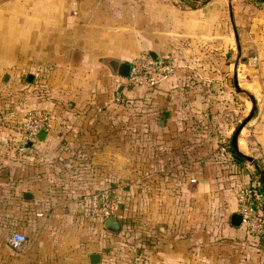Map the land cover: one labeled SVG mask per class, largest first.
I'll return each instance as SVG.
<instances>
[{"label":"crops","instance_id":"1","mask_svg":"<svg viewBox=\"0 0 264 264\" xmlns=\"http://www.w3.org/2000/svg\"><path fill=\"white\" fill-rule=\"evenodd\" d=\"M261 27L264 3L242 0H0V86L9 93L0 101V140L15 135L12 126L26 110L44 109L51 115L46 135L38 138L45 152L90 153L100 161V170L80 174V186L67 191L45 157L24 160L0 146V264H80L92 253L114 262L115 253L122 256L117 249L128 240L122 226L112 233L99 220L88 223L78 199L83 190L107 185L115 186L118 201L130 198L123 174L113 182L110 140L114 131L130 136L132 125L141 153L149 152L148 142L155 156L169 161L137 176L136 252L123 253L153 264H264V237L231 224L238 214L233 183L249 182L255 168L224 171L210 158L217 139L229 138L239 121L236 77L245 68L240 61L257 53L253 34ZM146 54L174 65L153 92L128 86L106 64ZM256 118L241 129L237 144L242 150L252 140L264 169V118ZM206 124L218 133L202 129ZM194 151L203 155L201 166L189 164ZM118 213L125 215L120 206ZM98 228L107 235L94 237ZM12 230L28 236L18 249L7 243Z\"/></svg>","mask_w":264,"mask_h":264},{"label":"rangeland","instance_id":"2","mask_svg":"<svg viewBox=\"0 0 264 264\" xmlns=\"http://www.w3.org/2000/svg\"><path fill=\"white\" fill-rule=\"evenodd\" d=\"M242 1H244V3H247V4L250 3V0H242ZM253 35L255 39L260 43L259 45H257L258 47L257 53H254L252 55L250 54V52L248 53V55H251L248 60L249 62L240 61L242 67H243V63H245V68L243 71H241L240 75H237L236 77L237 82L240 83L241 90L240 92L236 90L234 91L235 92L234 93L235 94L234 105L235 107L240 108L239 114L237 115V118H239V121L237 125H235L236 126L235 129L239 126L241 122L245 120V118H247V116H249V113L253 109V106H255V109L252 113V117L250 118L248 122H246L244 127L247 126L248 124H251L252 121H255L256 117H257L256 120L258 121L261 117L264 118V29L261 27ZM227 61H232V60L229 59ZM228 78H230L232 82V75H229ZM141 93L142 92L136 93L135 94L136 97L134 98L139 97L140 96L139 94ZM8 94H7V90L6 89L4 90L0 86V101H4ZM251 99L254 100V104H252ZM226 111L227 110H225V112ZM228 112L230 113L232 112V110L230 109L227 111V113ZM111 113H114L117 115L119 114V112H116L114 110ZM214 114L215 116L219 115L218 109H216V112H214L213 115ZM129 115H136V113H133L132 111H130ZM226 116L227 114L225 115V117ZM207 128H209L210 130H214L216 131V133H218V128L216 126L211 125V127H209L206 124V128H202V129L206 130ZM128 131L130 132L129 133L130 136H127V138H124V137L121 138L119 131H116V132L114 131V133L112 134V138L110 140V143H112V149L114 150V153L111 158V162H113L114 164V166H112L113 180H114L113 182L116 185L117 182L115 178L116 177L118 178L119 175L123 174V176H125L128 180V183H124V186H127V187L130 186L132 188L131 189L132 193L130 194V198L127 200L124 199V201H119L117 204L118 206L122 208V210L123 209L125 210L124 211L125 215H121L120 219L122 220V223H123L122 230H124V233H126L125 235L128 234V238H127L128 240L124 246L119 245L118 248L120 249H117L118 251L121 250L120 252L122 256H124V258L126 257V255L129 257L127 253L126 254L125 252L123 253L124 249L127 252L128 251H131L133 253L136 252V242H135L136 236H137L136 235L137 220H136V209H135L136 204L132 202L133 201L132 199L135 200L136 199L135 196L137 195V191H136L137 190V180H138L137 176H140L142 174L143 169L147 170L149 168L152 171L153 166L155 169H158L159 166H161V164L163 165L167 163V161H169L167 160L165 155L155 156L153 152L151 151L152 144H149L148 142L146 144V147L149 149V152L146 154H144V152L141 153L142 144L138 136H136L137 131H136L135 125H132L131 127H129ZM231 134H233L232 131L231 133H229V138H227L226 140H229L231 138ZM219 140L220 138L217 139L216 141L217 144ZM249 140L250 139L247 140V147L243 146L242 150L241 149L239 150L242 154L246 156L254 157L256 153L258 152V149L256 148V144H254L252 140L250 141ZM194 142L199 143L200 141H194ZM36 145H37L36 153L23 154L21 158L29 159L30 157H33L34 160H42L45 157L47 159L46 161L47 166H49L50 169L52 170L50 174L53 175V178L55 180H59L57 182L62 183L64 180H67L68 182L70 181L71 183L72 182L78 183L79 182L78 178L80 174L83 177L85 175H89L90 172H92V168L94 169V167L96 168L97 171L100 170V166H99L100 161H97L98 157L96 155L93 157L90 153H87L83 157H78V155H76L73 151H70L65 155L58 153V151H51L47 153L45 152V149H43L44 147L41 146L39 143H37ZM121 150L123 151L124 154H119ZM195 152L196 151H194V154L191 156V162L189 164L190 166H201L200 161L202 162L204 161V160H201L203 155H199ZM215 152H217V147L215 148ZM215 152L214 153L212 152L210 154V158H212L214 161L217 157ZM121 164L122 166H120ZM244 166H251L250 162L247 159H245L244 161ZM102 170H103V166H101V171ZM67 185H70L68 187L64 186V188L67 191H75L74 190L76 189L75 184H67ZM78 185L79 183L77 184V187ZM101 187L104 188L105 186H101ZM101 187H98V188L102 189ZM114 187L115 186H113V189ZM84 220L85 221L87 220L88 223L93 222L92 221L93 219L90 217H86V219ZM96 220L98 221V219ZM97 221H94V223ZM95 230L96 231L93 232L94 234H96L94 235V237H98V239H101L102 237H105V235H107L105 232L103 233V231L100 228L95 229ZM122 256L119 253H115V256H112L113 258L112 260L114 261V263L117 264L120 262V259ZM135 257H136L135 255L132 257H129L130 258L128 259L129 261L127 260L125 264H132V261ZM121 262H123V260Z\"/></svg>","mask_w":264,"mask_h":264},{"label":"built area","instance_id":"3","mask_svg":"<svg viewBox=\"0 0 264 264\" xmlns=\"http://www.w3.org/2000/svg\"><path fill=\"white\" fill-rule=\"evenodd\" d=\"M264 0H250L253 5H258ZM129 76L125 78L128 86H140L153 88L159 82L167 79L174 72L173 63L166 57H151L142 55L134 58L131 62ZM120 93L116 96V101H121ZM51 115L44 109H29L23 118L12 126V130L17 134L15 138H3L0 146L12 149L18 156L23 154L36 153L38 134L49 126ZM216 153V158H230L231 152L227 145H221ZM190 181H195L190 179ZM258 176H254L250 182L236 185L237 213L241 216V224L249 235L264 236V193L260 191ZM115 192L109 188L94 190L78 199V205L83 210L85 216L98 219L103 222L104 218L116 215L117 206ZM42 216V213H38ZM28 241V236L22 232L12 230L7 238L8 246L18 249ZM88 264V263H80ZM100 264H114L102 262ZM132 264H153L135 257Z\"/></svg>","mask_w":264,"mask_h":264},{"label":"water","instance_id":"4","mask_svg":"<svg viewBox=\"0 0 264 264\" xmlns=\"http://www.w3.org/2000/svg\"><path fill=\"white\" fill-rule=\"evenodd\" d=\"M151 57L155 58V55H151ZM106 64L112 69L113 72H116L118 75L123 76L124 78H127L129 76L130 72V63L126 62H119L118 60L114 59H108L106 60ZM255 109V106H253V109L249 113V116L245 118L243 122L239 124V126L235 129L232 139H231V147H232V153H239L242 154L239 149H238V144H237V139L239 136V133L241 129L244 127L246 122L250 120L252 117V113ZM46 135V132L44 130L40 131L38 134V137L40 139H43V137ZM244 155V154H243ZM246 156V155H245ZM246 159L250 162L251 166H253L255 169L259 170V175L261 179V186L264 192V172L259 168L257 161L254 157L251 156H246ZM24 198L30 199L31 196L30 194H25ZM231 224L234 226H238L241 224V216L239 214H233L231 217ZM103 227L105 230L112 232V233H117L120 231L121 224L116 215H112L109 217L104 218L103 220ZM101 263V255L98 253H92L88 257V264H100Z\"/></svg>","mask_w":264,"mask_h":264},{"label":"trees","instance_id":"5","mask_svg":"<svg viewBox=\"0 0 264 264\" xmlns=\"http://www.w3.org/2000/svg\"><path fill=\"white\" fill-rule=\"evenodd\" d=\"M203 2H206V1H208V0H202ZM262 3H264V2H262ZM173 74V73H172ZM171 74V75H172ZM170 75V76H171ZM169 76V77H170ZM126 81V80H125ZM162 82V81H161ZM161 82H159L155 87H153V88H146V87H142V88H145L146 89V91H150V92H153V90H155L158 86H159V84L161 83ZM130 87H140V86H130ZM119 102H121V101H119ZM236 127V126H235ZM235 127L233 128V131L235 130ZM232 136V135H231ZM16 137V135H12V137L11 138H15ZM221 145H227L228 146V148L230 149L229 151L231 152V155H230V158H226V159H221V158H216L215 159V164H216V166H219V168L222 170H224V171H228V170H230L231 169V167L233 166L234 168H236L237 170L239 169H242V166H244V161H245V159H246V156L245 155H243V154H239V153H232V147H231V140L229 139V140H219L218 141V144L216 145V147H217V151H218V149H219V147L221 146ZM21 157V156H20ZM22 159H24V160H28V159H26V158H22ZM258 165H259V168L264 172V169H263V167H262V165L258 162ZM162 168V167H161ZM92 170H93V168H92ZM230 175L232 174L231 172L229 173ZM236 174V173H235ZM235 174H233L232 175V179L233 180H235ZM253 175L254 176H258V179H259V182H260V186H259V188H260V191L262 192V193H264L263 192V189H262V186H261V179H260V175H259V170H257V169H254L253 170ZM59 181V180H58ZM250 182V181H249ZM246 183H248V182H246ZM67 184H73V182L71 183L70 181L68 182L67 180H64L62 183H61V185H63L62 187L64 188V186L65 187H68V186H70V185H67ZM242 184H245V183H241V182H234L233 183V188H234V194H235V198H236V190H237V187H236V185H242ZM60 185V186H61ZM102 188V187H101ZM104 188H109V189H111L112 191H114L115 192V190L113 189V187H111V186H109V185H107V186H105ZM98 189H100V188H94V189H87V190H83L82 191V193H81V195L80 196H83V195H86V194H88V193H90V192H92V191H94V190H98ZM103 189V188H102ZM115 200H116V206H117V204H118V198H117V196H116V198H115ZM119 209V206H117V210ZM122 211H125L124 209L122 210ZM117 217H118V219H120L121 218V213L119 214H117ZM103 223V222H102ZM123 224V223H122ZM122 224H121V226H122ZM250 236H252V235H250ZM252 237H256V236H252ZM264 236H262V237H256V238H263ZM103 262V261H102ZM104 262H110V261H104ZM111 263H114V262H111ZM114 264H116V263H114Z\"/></svg>","mask_w":264,"mask_h":264}]
</instances>
